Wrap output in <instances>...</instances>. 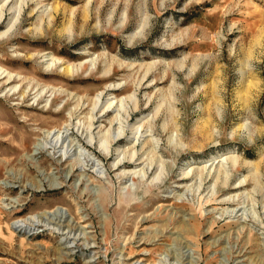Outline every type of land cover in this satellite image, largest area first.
<instances>
[{"label":"rangeland","instance_id":"1","mask_svg":"<svg viewBox=\"0 0 264 264\" xmlns=\"http://www.w3.org/2000/svg\"><path fill=\"white\" fill-rule=\"evenodd\" d=\"M23 1L0 0V264H264V0Z\"/></svg>","mask_w":264,"mask_h":264},{"label":"bare ground","instance_id":"2","mask_svg":"<svg viewBox=\"0 0 264 264\" xmlns=\"http://www.w3.org/2000/svg\"><path fill=\"white\" fill-rule=\"evenodd\" d=\"M13 1V0H12ZM30 1L31 2H33V0H24L23 2L25 3V5H28L29 6V3H30ZM20 6V5H19ZM20 12V11H19ZM2 14V13H1ZM3 15V14H2ZM2 15H0V24H2L3 22H2V20H3V18H2ZM51 19H53L52 17H51ZM148 26V25H147ZM146 27V26H145ZM143 29V28H142ZM11 30V29H10ZM10 30H8L7 32H5L4 34H2L1 36H6L8 33H9V31ZM141 33V32H140ZM82 65V64H81ZM185 66V65H184ZM152 67V66H151ZM65 71H67L68 73L70 72V68L69 67H67V68H65L64 69ZM181 70V69H180ZM145 77V76H144ZM146 77H147V75H146ZM16 78V77H15ZM15 78H14V75L11 73V72H8L7 73V70H3L2 68H0V80H5V82H4V85L5 84H11L12 82H14L15 81ZM143 79V78H142ZM144 81V80H143ZM248 85V84H247ZM153 86V85H152ZM115 88V87H114ZM16 89V88H15ZM12 90V89H11ZM114 91L113 89H109V91ZM29 92V91H28ZM136 93V92H135ZM138 96V95H137ZM26 97H27V95H26ZM121 99V98H120ZM113 102H110L109 104H108V106H107V108L105 109L106 111H110V109H111V107L113 106ZM135 104V103H134ZM77 107V106H76ZM138 108V104L136 103L135 104V109L134 110H138L137 109ZM124 109V108H123ZM104 110V111H105ZM108 114V113H107ZM97 121V120H96ZM246 127V126H245ZM91 129L93 128V124H91V127H90ZM137 129H139V128H137ZM163 129V128H162ZM67 131V130H66ZM92 131V130H91ZM124 132V131H123ZM52 134V133H51ZM103 134V133H102ZM69 135V134H68ZM86 135V134H85ZM55 136V135H54ZM53 136V137H54ZM143 136H144V134H143ZM57 138H59L60 136H59V134H58V136H56ZM100 137V136H99ZM109 136L107 135H104V137L102 136V139L100 138V140L102 141V147H103V149L105 150V152L106 153H108L107 154V156H109V154H110V143H112V140H111V138L109 137ZM49 138H50V136H49ZM94 139V138H93ZM92 138H91V140H93ZM58 140H60V139H58ZM54 142V141H53ZM92 142V141H91ZM57 143V142H56ZM64 144V143H63ZM92 144V143H91ZM55 146H57V144L55 145ZM91 146V145H90ZM139 153V152H138ZM138 153L136 152V151H133V152H131L130 154H129V158H128V161H127V163H119L118 164V167L119 168H121L122 166H126V165H135L136 164V166H138V165H140L141 163H142V161L140 160V156L139 157H137V155H138ZM80 155V154H79ZM123 156V155H122ZM125 156V158H126V155H124ZM69 157V156H68ZM125 158H123V160H125ZM142 158V157H141ZM228 157H226V159H227ZM141 162H140V161ZM91 161H93V160H91ZM121 161V160H120ZM139 161V162H138ZM221 161H223V158L221 159V160H219V162H221ZM232 161V163H233V165L234 164H237V159H235V157H234V159H232L231 160ZM100 162H102V160H100ZM95 163L96 162H93V164L95 165ZM153 163V162H152ZM159 163V162H158ZM156 164V163H155ZM162 164V163H161ZM97 165H100V164H97ZM81 166V165H80ZM116 166H117V164H116ZM163 166H164V163H163ZM253 166V165H252ZM194 167V166H193ZM118 168V169H119ZM191 168H192V166H191ZM165 168H163V170H164ZM190 170V169H189ZM213 170V169H212ZM141 171L144 173V169H142V170H140V171H138V170H135L134 172H133V174H140L141 173ZM162 173L164 172V171H161ZM184 173V172H183ZM192 173V172H191ZM209 174H211L210 173V171L208 172ZM227 173V172H226ZM125 174H129V173H124L123 174V177H126V175ZM188 174L189 173H186V175L188 176ZM144 175V174H143ZM142 176V175H141ZM226 177V176H225ZM216 178V177H215ZM228 178V177H227ZM217 179L219 180L220 178L218 177V175H217ZM184 180V179H183ZM222 182V181H221ZM198 184H199V182H198ZM241 186L239 185L238 187H236V188H240ZM144 197V196H143ZM234 212V211H233ZM243 213V212H242ZM244 216V215H243ZM31 222V221H30ZM245 222V221H244ZM26 224H15V228H27V225L25 226ZM22 228V229H23ZM78 229V228H77ZM81 237V236H80ZM76 240V239H75ZM189 262V261H188Z\"/></svg>","mask_w":264,"mask_h":264}]
</instances>
